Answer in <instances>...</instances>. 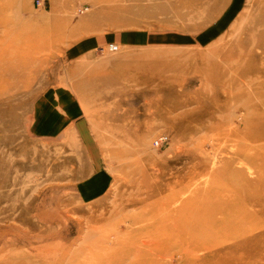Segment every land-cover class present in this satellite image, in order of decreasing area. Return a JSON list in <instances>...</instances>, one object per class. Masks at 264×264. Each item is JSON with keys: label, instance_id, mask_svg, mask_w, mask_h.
<instances>
[{"label": "rangeland", "instance_id": "rangeland-1", "mask_svg": "<svg viewBox=\"0 0 264 264\" xmlns=\"http://www.w3.org/2000/svg\"><path fill=\"white\" fill-rule=\"evenodd\" d=\"M38 1L0 0V264H109L116 232L162 239L185 205L186 264H264V0H211L202 31L186 21L218 13L210 0ZM58 90L93 154L73 128L34 134L35 102ZM94 154L108 180L84 198Z\"/></svg>", "mask_w": 264, "mask_h": 264}, {"label": "crops", "instance_id": "crops-1", "mask_svg": "<svg viewBox=\"0 0 264 264\" xmlns=\"http://www.w3.org/2000/svg\"><path fill=\"white\" fill-rule=\"evenodd\" d=\"M209 5L216 6V9H219L220 11L215 14H211L209 16H204L203 14H200V17L202 18L201 20H194L191 23L186 21V28L185 30H191V29H196V30H204L208 29L206 25H208L205 21L209 17H213L215 15L220 16L221 13V5L218 4V2L214 3L213 1L210 2L207 1ZM206 1L203 2L205 4ZM201 3L194 4V5H188L186 4V16L187 14L193 13L192 12V7H196L197 5L199 6ZM195 14V13H193ZM199 16V14H195ZM205 19V21H203ZM211 24L210 26H214L216 23V18H212L209 21ZM195 24H203L201 27L203 28H198L196 27ZM209 26V27H210ZM210 27V28H212ZM191 33V32H190ZM150 34V33H148ZM175 33L171 34H165L164 36L166 40H174L176 38ZM187 35V32H186ZM206 35V34H205ZM145 34H135L133 36H126L128 41H134L135 43H148L152 42V40H157V39H162L160 38L163 35L157 34V33H151L150 36L153 37L152 40L148 41L147 39H144ZM191 37H193L191 35ZM205 37V36H204ZM195 38V37H193ZM203 37H201L202 40ZM145 40V41H144ZM190 44L186 40V45ZM91 45L89 44H83L81 46H78L76 51H72L71 55H77L81 53L82 51L86 50L88 47ZM101 48V47H99ZM102 49V48H101ZM55 96V97H54ZM53 97H48V95H43L41 96L34 105L33 109V119H34V125H33V132L36 136L38 137H52V136H61L62 131L65 128H73L75 131L78 132V134L81 137L82 144L85 145L86 152L87 150L89 151V154H93L91 151V141L87 138L85 134V123L83 120L78 121L79 118V109L77 108L75 104V94L74 92H65L62 90H58L57 93ZM94 158L91 159V162L94 163V168L92 170V176H88L87 178H84L86 181V184H82L79 186V192L81 197L84 198H93L99 196L104 190L105 186L107 183V177L106 175L102 172V166L96 165V156L95 154L93 155Z\"/></svg>", "mask_w": 264, "mask_h": 264}, {"label": "bare ground", "instance_id": "bare-ground-1", "mask_svg": "<svg viewBox=\"0 0 264 264\" xmlns=\"http://www.w3.org/2000/svg\"><path fill=\"white\" fill-rule=\"evenodd\" d=\"M248 160L254 162V159L252 158H249ZM256 177L258 178V179L256 178V182H258V180L260 181L263 180L264 171H262L260 174H257ZM250 181L252 182V180ZM176 196L177 193L172 192L166 197V199L168 200L171 199L170 201H172L173 199H175ZM261 201L262 200H260V202ZM177 212L180 213L182 219L185 218L186 205L184 207L178 208ZM182 219L176 220V222H173L169 227H166L163 230L164 235L162 239L156 238L154 234L143 235V234L131 233L130 235L128 233H125L124 235H121L120 233L116 232V235H114L115 237L113 236L114 237L113 240L109 242L112 245L118 244L120 242H123L124 244L121 245L120 247L118 246V249L121 252L117 254H113L108 258L106 262H108L109 264H172L173 259L178 257L179 264H186V257L192 258L197 253L195 250L188 249L190 243L188 240H186V220L185 219L182 220ZM211 224H213V222ZM215 226L217 227V231H218L217 234L215 235L217 236V238L218 237L225 238V239H229L230 241L233 240L231 241V244H233L236 241L235 225H233L231 228L225 227L226 230H224L223 228L224 226H222L221 223H217ZM190 230H192V228ZM222 234L226 236H222ZM215 236L213 238H215ZM124 237L125 239H123ZM174 237H177L178 240L173 241L172 238ZM216 239H211V238H208L207 240L204 239L202 242H198V248L201 250L202 249L206 250L205 251L207 252L206 254H208V252L218 253V249L214 250V248H211V245L213 246V244L217 243ZM186 244H187V248H186ZM227 249L229 250V249H237V248H235L234 246L233 247L230 246ZM197 263L204 264L202 260L197 261Z\"/></svg>", "mask_w": 264, "mask_h": 264}, {"label": "built area", "instance_id": "built-area-1", "mask_svg": "<svg viewBox=\"0 0 264 264\" xmlns=\"http://www.w3.org/2000/svg\"><path fill=\"white\" fill-rule=\"evenodd\" d=\"M44 0H39L38 3L43 2ZM118 47L116 45L110 44L109 45V50L110 51H117ZM166 137H160L157 140L154 141L155 146H159L160 144H162L164 141H166Z\"/></svg>", "mask_w": 264, "mask_h": 264}]
</instances>
